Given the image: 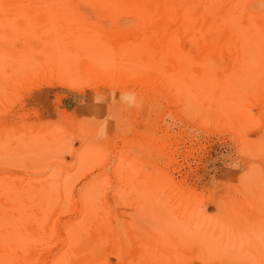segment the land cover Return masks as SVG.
Returning a JSON list of instances; mask_svg holds the SVG:
<instances>
[{"label": "rangeland", "instance_id": "rangeland-1", "mask_svg": "<svg viewBox=\"0 0 264 264\" xmlns=\"http://www.w3.org/2000/svg\"><path fill=\"white\" fill-rule=\"evenodd\" d=\"M62 1L0 9V229L37 264L71 233L66 264H264V0Z\"/></svg>", "mask_w": 264, "mask_h": 264}, {"label": "bare ground", "instance_id": "bare-ground-1", "mask_svg": "<svg viewBox=\"0 0 264 264\" xmlns=\"http://www.w3.org/2000/svg\"><path fill=\"white\" fill-rule=\"evenodd\" d=\"M27 1V0H26ZM39 1H41V0H39ZM48 1V0H47ZM56 0H50V2L49 3H53V2H55ZM86 1H89V0H86ZM117 1H119V2H117ZM137 0H128L127 2L129 3V4H132V5H135V2H136ZM26 3L25 2V0L23 1V0H0V9L1 8H4V7H12V6H16V5H22L23 6V3ZM93 2V1H92ZM92 2H88V5L90 6L91 4L90 3H92ZM98 2V1H97ZM122 2V1H121ZM29 3L31 4V2H28V7H32V6H30L29 5ZM48 3V4H49ZM55 3H60V5H62V3H63V5H64V1H62V0H60V1H58L57 0V2H55ZM55 3H53L54 5H55ZM99 3V2H98ZM116 4V3H120V0H105V1H103V4L105 5V6H109V5H111V4ZM184 3H185V1L184 0H138V3H136V4H139V9L137 8V10L139 11V13H140V11H144V12H147V13H145V14H147L148 15V19H149V14H148V12L149 11H151L150 10V8L149 7H147V6H149V5H151V4H157V6H160L161 7V9H162V11H163V15L165 16V13L164 12H169L168 14H170V13H174V12H180V13H182V14H187V13H190L191 11H193L194 10V4L191 2V1H186V4L184 5ZM35 4H37V3H35ZM69 4V3H68ZM67 4V5H68ZM57 5H59V4H57ZM96 5V4H95ZM104 5H102V7L104 6ZM119 5V4H118ZM132 5H131V7H132ZM35 6V5H34ZM46 6V5H45ZM51 6V5H50ZM56 6V5H55ZM65 6V5H64ZM93 6H94V2H93ZM99 6V5H98ZM101 6V5H100ZM121 6H123L122 4H121ZM125 6V5H124ZM124 6H123V9H124ZM138 6V5H137ZM156 6V5H155ZM207 6V5H206ZM206 6H204V8H202L201 10H199V9H197V11H198V13L200 12L201 14H200V16L202 17V18H204V16H205V14L206 13H208V11L210 12V11H212V9H214V7L215 6H213V5H209L208 7H206ZM48 7V6H47ZM54 7V6H53ZM59 8H60V6H58ZM62 7V6H61ZM69 7H70V5H69ZM91 7V6H90ZM95 7V6H94ZM97 7V6H96ZM95 7V8H96ZM118 7V6H117ZM116 7V8H117ZM130 7V8H131ZM160 7H158V9H159V11H160ZM18 8V7H17ZM41 8H42V6H41ZM49 8V7H48ZM54 8H56V7H54ZM65 8V7H64ZM79 8V7H78ZM91 8H93V7H91ZM100 8V7H99ZM111 8V7H110ZM113 8V7H112ZM125 8H127V7H125ZM133 8V7H132ZM10 9V8H9ZM20 9H21V7H20ZM25 9V8H24ZM45 9H46V7H45ZM66 9H67V7H66ZM70 9V8H69ZM105 9V8H104ZM104 9H102V10H104ZM157 9V10H158ZM19 10V9H18ZM29 10V9H28ZM27 10V11H28ZM63 10V9H62ZM68 10V9H67ZM72 10V9H71ZM99 10V9H98ZM130 10V9H129ZM156 10V9H155ZM24 11V10H23ZM38 11H40L41 12V10H38ZM37 11V12H38ZM66 11V10H65ZM76 11V10H75ZM106 12H108L107 10H105ZM117 11V10H116ZM134 11V13H136L137 11H135V10H133ZM152 11H154V9L152 10ZM152 11H151V13H152ZM158 11V12H159ZM162 11H160V12H162ZM196 11V10H195ZM14 12V11H13ZM67 12V11H66ZM125 12H127V10H125ZM144 12H143V15H144ZM159 12V14H161ZM24 13V12H23ZM49 13V12H48ZM74 13V12H73ZM138 12H137V14H139ZM108 14H109V12H108ZM124 14H126V13H124ZM142 14V13H141ZM156 14V13H155ZM167 14V15H168ZM176 15H175V17L177 16V13H175ZM128 15V14H127ZM142 15V16H143ZM152 15V14H151ZM108 16V15H107ZM131 16V15H130ZM140 16V15H139ZM164 16H163V18H164ZM180 16V15H179ZM182 16V15H181ZM105 17V16H104ZM111 17V16H110ZM143 17H145V16H143ZM152 17V16H151ZM155 17H157V16H155ZM160 17V16H159ZM161 17H162V14H161ZM169 17V16H168ZM113 18H115V17H113ZM113 18H112V20H113ZM142 18V17H141ZM141 18H140V20H141ZM170 18H171V15H170ZM111 19V18H110ZM144 19V18H143ZM146 19V18H145ZM144 19V20H145ZM147 19V22H151V20H148ZM151 19V18H150ZM165 19V18H164ZM167 19V18H166ZM176 19H178L177 17H176ZM181 19V18H180ZM188 19V18H187ZM159 20H160V18H159ZM158 19H157V21L159 22V24H160V21L162 20H160L159 21ZM173 20H175V19H173ZM205 21L201 24V28L204 26V23H205V26H204V28H205V30H206V32H205V34L204 35H202L201 37H198L197 38V40L196 41H194V45H197V44H201V43H204V42H206V43H216L217 41V43H219L220 41L217 39V37L215 36V34L213 33V28H214V25H215V22L214 21H211V20H209V19H204ZM176 21H178V20H176ZM154 22L156 23V21L154 20ZM153 22V23H154ZM170 22V21H169ZM168 22V23H169ZM158 24V25H159ZM163 24V23H162ZM169 24H172L171 22L169 23ZM176 24H178L179 25V27H177V28H179L180 30H183V29H186V28H192V26H194L193 24H192V22L190 21V20H187V21H185V20H180V22H178V23H173V25H176ZM200 24V23H199ZM198 24V25H199ZM155 25V24H154ZM157 25V24H156ZM156 25H155V27H156ZM177 25V26H178ZM145 27V26H144ZM162 27V26H161ZM195 27V26H194ZM198 27V26H197ZM146 28V27H145ZM168 28V27H167ZM161 30H162V28H161ZM164 30V29H163ZM172 30V29H171ZM176 30V29H175ZM192 30H194V29H192ZM149 31V30H148ZM148 31H147V33H148ZM178 31V30H177ZM177 31H175V32H173V33H175V34H171L170 33V35H171V37L173 36V35H176V33H177ZM157 32H158V30H157ZM162 32V31H161ZM164 32V31H163ZM156 34V33H155ZM161 34V33H160ZM162 34H164V33H162ZM161 34V35H162ZM180 34V33H179ZM187 34V33H186ZM193 34V33H192ZM166 34H164V36H165ZM169 35V34H168ZM191 35V34H190ZM157 36V35H156ZM182 37H184L185 35H181ZM200 36V35H199ZM150 37H151V35H150ZM162 37H163V35H162ZM188 37V36H187ZM204 37V38H203ZM185 38V37H184ZM191 38H193V37H191ZM149 39H151V38H149ZM161 39H163V38H161ZM166 39V38H165ZM173 39V38H172ZM171 39V40H172ZM180 39V38H179ZM171 40H169V41H171ZM177 40V39H176ZM193 40H194V38H193ZM163 40H161V42H162ZM165 41V40H164ZM166 41H167V39H166ZM173 41H175V40H173ZM177 41H181L182 42V39L181 40H177ZM185 41V40H184ZM190 41H191V39H190ZM154 42V41H153ZM152 42V44L154 45V44H156L157 42H156V40H155V43H153ZM165 43V42H164ZM180 43V42H179ZM187 43V42H186ZM189 43V42H188ZM223 43V42H222ZM158 44V43H157ZM165 44H168L167 42L165 43ZM163 45V44H161V45H163V46H165L166 47V45ZM159 45V44H158ZM158 45L156 46V47H158ZM172 45V44H171ZM170 45V46H171ZM178 45V44H177ZM210 45V44H209ZM216 45V44H215ZM220 45V44H219ZM222 45V44H221ZM155 46V45H154ZM162 46V47H163ZM173 46H175V45H172V47ZM218 46V44L216 45V47ZM171 47V48H172ZM189 47V46H188ZM161 48V47H160ZM164 48V47H163ZM169 48V47H168ZM176 48V47H175ZM175 48H173L172 50H174ZM165 50V49H164ZM168 51L166 50L165 51V55H166V53H167ZM168 55V54H167ZM73 85V84H72ZM84 85H86V83H84ZM1 221V220H0ZM106 226V225H105ZM0 228H1V223H0ZM110 228V227H109ZM11 229V228H10ZM106 229H107V227H106ZM23 233L20 235L19 233H15V234H9L8 232H7V229H6V231H5V229H0V264H37V260H39L38 259V257L36 258V259H31V257H30V259L28 258V257H26V256H24L25 255V253L23 254L22 253V251L24 250L25 251V249L28 251V252H30V250H28L29 249V247L28 246H30L31 247V245L33 246V244H43L42 242H40V240L42 239L41 237H39V236H37V237H35V235H29L30 233L29 232H25V231H22ZM69 233H71V232H69ZM19 234V235H18ZM38 234H43V233H38ZM44 235V234H43ZM43 235H42V237H43ZM77 234H72L71 233V235H70V238H69V243L72 245V247H73V249H74V245H76L75 244V242H77V239H76V237L78 236H76ZM68 237V236H67ZM78 238V237H77ZM112 238V237H111ZM46 240V239H45ZM76 240V241H75ZM37 244V246H39ZM78 244V243H77ZM36 245H34L33 247H35ZM81 246V245H80ZM27 247H28V249H27ZM32 248V247H31ZM80 248V247H79ZM91 248V247H90ZM73 249H70V250H73ZM33 250V249H32ZM31 250V251H32ZM70 250L68 251L67 250V253H64L63 255H59V256H61L60 258H58L57 259V261L55 262L54 260H52V261H54V264H66V262L68 261V255H69V252H70ZM80 250V249H79ZM86 250V249H85ZM74 251V250H73ZM87 251V250H86ZM93 251V250H92ZM97 251H99V250H97ZM26 252V251H25ZM28 252H27V254H28ZM83 252H85V251H83ZM104 252V251H103ZM76 253H78V252H76ZM87 253H88V251H87ZM90 253V252H89ZM38 254V253H37ZM79 254V253H78ZM96 254V253H95ZM99 254V253H98ZM80 255V254H79ZM97 255V254H96ZM95 255V256H96ZM36 256H38V255H35V257ZM40 256V255H39ZM89 256V255H88ZM79 258H81V261L83 262V260H82V257L80 256ZM84 258V257H83ZM89 258V257H88ZM98 258V257H97ZM102 258V257H101ZM70 259V258H69ZM100 260V259H99ZM103 260H104V258H103ZM106 260H107V258H106ZM87 261V260H86ZM94 261H96L95 260V258H94ZM101 261V260H100ZM99 261V262H100ZM105 261V260H104ZM40 262V261H39ZM46 262V261H45ZM51 263H53V262H51ZM44 264V263H43Z\"/></svg>", "mask_w": 264, "mask_h": 264}]
</instances>
